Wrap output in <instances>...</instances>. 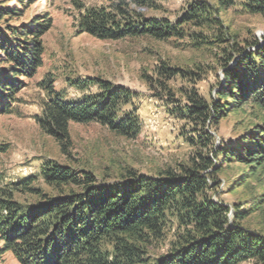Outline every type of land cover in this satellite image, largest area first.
<instances>
[{
	"label": "trees",
	"instance_id": "16d2710c",
	"mask_svg": "<svg viewBox=\"0 0 264 264\" xmlns=\"http://www.w3.org/2000/svg\"><path fill=\"white\" fill-rule=\"evenodd\" d=\"M27 1L0 4V115L13 113L16 95L42 67L43 37L52 27L47 12L12 23ZM184 1L176 19L149 13L161 10L160 0L74 3L78 31L96 39H188L195 48L219 49L223 78L215 93L200 92L199 73L167 61L155 66L154 81L147 80L182 124L191 148L187 163L156 174L124 168L113 178L82 162L46 159L38 175L0 187V257L10 253L18 264H264V231L244 224L254 210L231 209L219 192L220 174L233 161L251 170L264 165V35L239 41L223 19L224 12L240 10L264 18V0ZM180 81L187 84L177 98L170 84ZM38 84L45 98L36 124L63 154L73 146L71 123L94 122L128 140L140 137L138 96L128 87L98 76L70 78L81 92L75 99L65 86L56 88L53 77ZM246 108L256 121L218 143L221 121Z\"/></svg>",
	"mask_w": 264,
	"mask_h": 264
},
{
	"label": "rangeland",
	"instance_id": "374dc122",
	"mask_svg": "<svg viewBox=\"0 0 264 264\" xmlns=\"http://www.w3.org/2000/svg\"><path fill=\"white\" fill-rule=\"evenodd\" d=\"M87 7L108 6L114 0H30L25 3L23 16L14 18V25L27 24L38 15L49 13L52 27L43 37V65L35 77L16 95L13 113L0 115V187L29 175H38L46 159L63 164L76 165L82 162L97 174L109 173L117 177L124 168H134L142 173L156 174L178 164L187 163L191 148L181 136V122L168 112L164 100L155 98V90L147 82L155 80V66L167 61L172 66L199 73L200 92L215 93L217 79L223 78L217 47L191 46V41H155L151 38H128L122 40H100L87 33H80L76 26L78 14L74 2ZM216 2L217 0H212ZM1 5L13 6L18 0H0ZM184 0H160V11L150 14L176 19L181 15ZM223 19L238 40L264 35V18L243 11L224 12ZM200 68V69H198ZM98 76L136 92V104L142 121L139 138L128 140L109 132L98 123H71L72 148L63 154L52 137L42 133L35 116L41 113V102L45 98L39 82L53 77L56 88L65 86L72 98H79L80 90L71 87L69 79ZM56 80V82H54ZM187 84H170L177 98L180 87ZM90 91H96L95 87ZM254 113L246 108L233 113L221 121L216 133L230 141L243 127L255 122ZM77 166V165H76ZM221 199L232 209L238 204L251 208V215L244 224L252 229L264 231V165L251 170L246 165L232 162L220 174ZM216 199L220 197L214 196ZM173 233H169V238ZM165 246V245H164ZM156 251H164L166 246ZM0 264H18L10 253L0 257ZM251 264V263H248Z\"/></svg>",
	"mask_w": 264,
	"mask_h": 264
}]
</instances>
